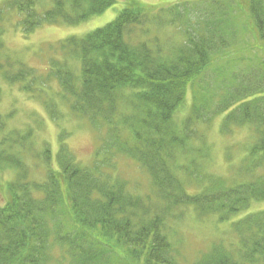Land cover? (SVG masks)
Listing matches in <instances>:
<instances>
[{"label":"trees","instance_id":"obj_1","mask_svg":"<svg viewBox=\"0 0 264 264\" xmlns=\"http://www.w3.org/2000/svg\"><path fill=\"white\" fill-rule=\"evenodd\" d=\"M113 2L7 0L2 8L21 16L20 28L27 36L44 23L82 24ZM245 2L237 6L232 0H213L165 7L172 11L170 21L183 37L167 52L161 47L154 50L144 41L128 40L129 27L148 21V9L138 0H131L104 26L82 37L65 38L52 49L68 54L62 60L50 59L49 69L60 85L59 96L69 99L70 109L81 116L88 115L93 122L111 118L114 91L133 90L129 101L140 112L131 127L139 144L120 149L145 166L162 203L133 197L124 182L102 180L81 166L68 151L62 132L57 135L55 153L60 173L50 169L42 183L29 182L20 161L24 151L18 140L23 133L16 131L15 138L3 136L6 124L0 115V171L8 165L19 170L16 179L6 184L8 198L0 205V264H47L43 254L51 253L50 236L66 249L69 264H113L109 257L115 247L124 249L129 258H138L129 264H174L164 235V218L172 203L191 204L205 214L232 216L252 200L264 201V179L255 173L247 182L227 187L220 180L205 195H189L170 167L171 155L178 154L174 150L182 147V141L171 135L168 114L183 100L185 90L192 89L194 98L195 89L207 91L217 78L221 95L215 111H227L222 121L226 126H253L255 140L248 159L258 160L253 169L264 167V3ZM236 30L252 32L259 45L251 47L257 49L255 55L240 56L239 49L246 46L239 42ZM242 63L245 67L235 69ZM36 72L20 64L3 75L6 81L23 82L21 89L31 91L34 81L40 85L45 80ZM228 81L234 87L227 92L221 86ZM197 102L192 101L195 114L204 106ZM44 103L55 120L53 103ZM40 152L44 161L50 158L47 145ZM232 227L235 245L230 249L214 246L194 264H264V211L246 214Z\"/></svg>","mask_w":264,"mask_h":264},{"label":"rangeland","instance_id":"obj_2","mask_svg":"<svg viewBox=\"0 0 264 264\" xmlns=\"http://www.w3.org/2000/svg\"><path fill=\"white\" fill-rule=\"evenodd\" d=\"M6 1L0 0V115L6 124L2 134L15 138L16 131L23 133V138L17 140L23 145L24 152L20 161L28 175V181L42 183L45 181V172L50 169L55 170V174L60 173L55 162V153L57 135L62 132L65 134L64 143L68 151L81 166L92 169L102 180L124 182L125 190L133 197L162 203L145 166L120 149L121 146L129 148L139 144L133 137L134 128L131 127L134 124L133 119L140 112L129 101L133 90L126 87L114 91L112 117L108 115L107 119L99 118L93 122L88 115L81 116L70 109L69 99L59 96L60 85L55 74L50 73L48 64L52 58L62 60L68 56H63L59 51L53 53L52 49L60 41L69 37H82L104 26L119 11L128 7L131 0H114V4L102 14L93 16L82 24L44 23L27 36L20 28L21 16L15 11L2 8ZM138 1L148 9V21L134 28L129 27L128 40L134 44L144 41L154 50L161 47L167 52L179 44L183 37L170 21L172 11H166L165 7L171 4H200L202 1H207L208 4L213 0ZM232 2L237 6L246 4L245 0ZM238 40H242L246 46L243 50L239 49L240 56L244 54L250 57L256 54L257 49L251 47L259 48V45L254 43L251 31L238 32ZM71 61L77 65L74 60ZM20 64L36 69V73L45 80L40 85L32 81L31 91L21 89L23 82L6 81L4 72L16 71ZM211 66L213 68L218 65ZM241 67H245V64L235 65V69ZM227 73L224 76L227 77ZM233 87L231 81L221 86L227 92ZM191 92L192 89L185 90L183 100L181 99L172 115L168 114L171 135L182 141V147L174 150L179 151L178 154L171 155L170 167L183 184L186 193L205 195L213 191L220 180L225 186L231 187L236 183L249 181L253 173L264 179V167L253 169L258 160L248 159L249 149L255 140L253 126L233 123L226 126L222 121L227 111H215L221 95L218 78L207 91L195 89L194 98L199 105H204L198 114L191 111L194 99ZM45 100L53 103L51 110L56 114L55 120L49 115ZM189 120L193 121L191 125ZM46 145L51 154L44 161L40 151ZM17 148L20 149V145ZM18 172V169L9 165L0 171V205L8 198L6 184L13 182ZM259 211H264L262 200L250 201L246 209L232 216L221 215L220 212L219 215L210 212L205 214L191 204L178 206L177 203H172L164 218V235L171 247L174 264H194L214 246L221 245L222 248L230 249L229 246L235 245L237 241L233 222L246 214ZM53 239L50 236L47 242L49 247L52 246L51 253L43 254L47 257V264H69L65 255L66 249ZM124 253V249L115 247L109 258L113 264L138 261L136 256L129 258Z\"/></svg>","mask_w":264,"mask_h":264}]
</instances>
